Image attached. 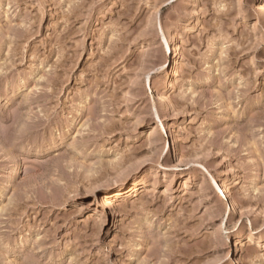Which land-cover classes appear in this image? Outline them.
Returning a JSON list of instances; mask_svg holds the SVG:
<instances>
[{
    "label": "rangeland",
    "instance_id": "rangeland-1",
    "mask_svg": "<svg viewBox=\"0 0 264 264\" xmlns=\"http://www.w3.org/2000/svg\"><path fill=\"white\" fill-rule=\"evenodd\" d=\"M0 264H264V0H0Z\"/></svg>",
    "mask_w": 264,
    "mask_h": 264
},
{
    "label": "bare ground",
    "instance_id": "bare-ground-1",
    "mask_svg": "<svg viewBox=\"0 0 264 264\" xmlns=\"http://www.w3.org/2000/svg\"><path fill=\"white\" fill-rule=\"evenodd\" d=\"M166 63V64H165ZM165 63H163L162 67H161V75H164L165 77H167V75L169 74V70H170V66H171V62L169 61H166ZM167 83V82H166ZM165 133V131H164ZM225 188H224V185L222 184V187L219 188V191H218V196L220 197H226L225 196Z\"/></svg>",
    "mask_w": 264,
    "mask_h": 264
}]
</instances>
